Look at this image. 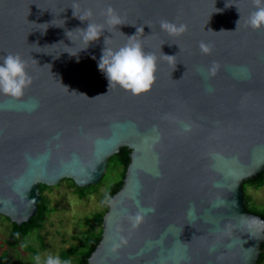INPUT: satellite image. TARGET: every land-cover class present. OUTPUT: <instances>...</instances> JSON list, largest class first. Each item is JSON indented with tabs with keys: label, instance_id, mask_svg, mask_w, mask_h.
Returning a JSON list of instances; mask_svg holds the SVG:
<instances>
[{
	"label": "water",
	"instance_id": "95a60500",
	"mask_svg": "<svg viewBox=\"0 0 264 264\" xmlns=\"http://www.w3.org/2000/svg\"><path fill=\"white\" fill-rule=\"evenodd\" d=\"M124 147L89 264L259 263L264 0H0V215Z\"/></svg>",
	"mask_w": 264,
	"mask_h": 264
},
{
	"label": "rangeland",
	"instance_id": "374dc122",
	"mask_svg": "<svg viewBox=\"0 0 264 264\" xmlns=\"http://www.w3.org/2000/svg\"><path fill=\"white\" fill-rule=\"evenodd\" d=\"M122 172L123 168L110 159L99 192L83 199L79 198L76 188L65 180L46 190L43 195L49 199L53 212L44 228L33 231L19 246L8 243L10 222L0 215V258L13 264H77L76 254L83 251L78 238L89 230L90 224L97 223V216L105 211L108 204L110 186L120 180ZM246 193L251 197L253 206L264 209V186H247ZM97 228L100 229V226ZM26 243L32 246L31 251L27 250ZM63 253L69 255L66 261L62 259Z\"/></svg>",
	"mask_w": 264,
	"mask_h": 264
},
{
	"label": "trees",
	"instance_id": "16d2710c",
	"mask_svg": "<svg viewBox=\"0 0 264 264\" xmlns=\"http://www.w3.org/2000/svg\"><path fill=\"white\" fill-rule=\"evenodd\" d=\"M130 154L131 151L127 148L124 147L122 148V152L120 154H117L116 156H113L111 159L115 160L116 164L119 165L120 167L123 168V172L121 174V178L118 182L114 183L113 185L110 186L109 192H108V198L107 200L111 197H113L115 194H117L123 187L124 185V178H125V173L126 169L129 166L130 163ZM65 181H68L71 183V185L76 188V192L79 196V198L83 199L87 197L88 195H92L95 192H99V189L102 185V181L97 184V185H91L88 187H78L73 180L71 179H64ZM256 186L258 188L264 186V172L260 173L259 176H257L254 179H249L243 183V188L246 194V208L248 211L252 213H256L264 218V209H257L255 206L251 204L252 200L249 195L246 193V187L247 186ZM52 187L46 186V185H41L40 186V193H41V198L38 201V210L36 212V215L31 219L30 223L23 224L21 226L11 223L8 218L5 217V219L10 222L11 226V231H10V238H13V241L10 242L8 240V243L11 246H19L23 244L24 240L33 232V231H40L44 228L45 222L49 215L53 212V209L50 207V202L49 199L43 195V193L46 190L51 189ZM108 211V204L106 205L105 211L101 214H99L98 221L97 223L90 224L89 230L87 229L84 231L83 234L81 235V239L78 238L80 245H82L83 251L80 253H77L76 257V262L77 264H89L88 259L92 255V253L95 251L97 248L98 244L100 243L102 239V221L103 217ZM4 217V216H3ZM89 224V223H88ZM97 226H100V229L97 228ZM41 238V239H40ZM39 240H42V237H39ZM27 244V250L31 251L33 248L31 245ZM79 245V246H80ZM71 257V256H70ZM62 259L63 261H66L69 259V255L63 253L62 254ZM74 259V258H73ZM0 264H13L12 261L9 262V260H6L5 258L1 257L0 258ZM258 264H264V253L262 254V257L259 261Z\"/></svg>",
	"mask_w": 264,
	"mask_h": 264
},
{
	"label": "flooded vegetation",
	"instance_id": "af4514ba",
	"mask_svg": "<svg viewBox=\"0 0 264 264\" xmlns=\"http://www.w3.org/2000/svg\"><path fill=\"white\" fill-rule=\"evenodd\" d=\"M10 231H11V230H10ZM9 241H10V242H12V241H13V239H12V238H10V239H9Z\"/></svg>",
	"mask_w": 264,
	"mask_h": 264
}]
</instances>
